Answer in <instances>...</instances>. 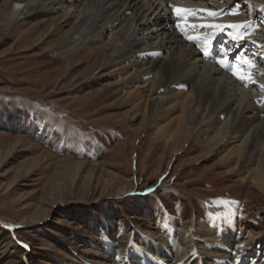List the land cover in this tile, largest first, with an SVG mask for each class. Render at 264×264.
Returning <instances> with one entry per match:
<instances>
[{
  "label": "rangeland",
  "instance_id": "374dc122",
  "mask_svg": "<svg viewBox=\"0 0 264 264\" xmlns=\"http://www.w3.org/2000/svg\"><path fill=\"white\" fill-rule=\"evenodd\" d=\"M12 1L0 0V219L13 226L0 225V264H110L104 249L131 254L135 228L157 230L154 219L163 211L179 224L230 217L264 232V197L222 163L235 144L206 155L192 152L193 138L187 154L172 157L163 146L142 144L151 135H133L140 119L131 120L126 76L103 67L107 55L52 56L73 20L41 12L5 27L2 14ZM251 3L237 0L230 10H239L245 34L254 23L250 30L264 36V3ZM244 29L216 35L224 44V36L236 39ZM224 45L211 58L225 53L228 67L244 69L246 57L255 56L264 75L263 50L246 44L231 54Z\"/></svg>",
  "mask_w": 264,
  "mask_h": 264
},
{
  "label": "bare ground",
  "instance_id": "6f19581e",
  "mask_svg": "<svg viewBox=\"0 0 264 264\" xmlns=\"http://www.w3.org/2000/svg\"><path fill=\"white\" fill-rule=\"evenodd\" d=\"M236 2L14 0L4 9L2 20L5 27H10L41 12H63L60 18L64 23L73 20V24L64 44L52 56L71 58L78 52L105 53L103 67L120 70L121 78L126 76L122 92L131 108V120L140 119L141 130L133 131V135H151L142 144L154 150L163 146L171 157L182 151L187 154L183 148L193 138L196 145L192 152L206 155L211 153L209 148L226 150L235 144L226 150L225 157L221 156L222 163L229 175L237 173L242 182L250 183L264 197V75L258 72L260 60L253 56L248 60L255 63L244 62L251 70L248 71L241 69L242 65L238 69L235 65L222 66L218 62L221 59L204 54L205 48L210 53L215 40L216 48L225 44L224 49H230L231 54L243 51L246 44L251 46L250 51H264V45H259L264 36L250 30L257 28L251 22L247 34V28L240 27L245 28L240 36H224L223 44L221 35H216L220 29L200 27L226 26L227 22L240 25L243 17L239 10H230ZM261 3L264 0H252L250 6L261 8ZM176 8L189 11L177 14ZM261 11H257L256 18ZM210 12L216 15L211 16ZM204 29H209V36L201 33ZM51 30L54 32L56 27ZM45 33H40L37 44ZM189 36L197 39L190 40ZM227 55L224 53L222 59ZM236 73L251 74V80H241ZM220 219L179 224L163 211L161 217L154 219L160 230L142 232L135 228L129 242L131 254H114L110 246L104 250L112 257L110 264H129V258L132 264H259L264 256V232H257L252 225L239 226L230 217ZM0 225L13 230L7 221L0 219ZM103 258L106 262L109 259Z\"/></svg>",
  "mask_w": 264,
  "mask_h": 264
},
{
  "label": "snow or ice",
  "instance_id": "6c2138e0",
  "mask_svg": "<svg viewBox=\"0 0 264 264\" xmlns=\"http://www.w3.org/2000/svg\"><path fill=\"white\" fill-rule=\"evenodd\" d=\"M175 11H176L177 14H180L181 12L187 13L189 10H187V9L176 8ZM209 15H211V16H215L216 13H211V12H210ZM200 27L217 28V29H220L221 31H223L225 27L239 29V28L242 27V26H241V25H235V24H229V25H226V26H225V25L212 24V25H201ZM187 38L190 39V40L197 39L196 37H191V36H189V37H187ZM204 54H205V55H208V49H207V48L204 49ZM227 60H228V58H227V56H225L224 59H221V60H219L218 62H219L222 66H226V64H227ZM244 62H245V63H250V62H248V61H244ZM236 74L238 75V77H239L241 80H251V74H240V73H236ZM262 87H264V86H262Z\"/></svg>",
  "mask_w": 264,
  "mask_h": 264
}]
</instances>
